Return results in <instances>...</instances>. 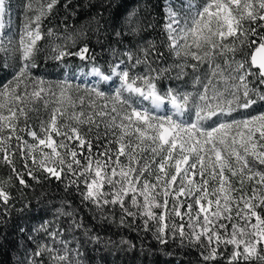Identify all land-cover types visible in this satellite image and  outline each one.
Wrapping results in <instances>:
<instances>
[{
    "label": "snow or ice",
    "instance_id": "snow-or-ice-1",
    "mask_svg": "<svg viewBox=\"0 0 264 264\" xmlns=\"http://www.w3.org/2000/svg\"><path fill=\"white\" fill-rule=\"evenodd\" d=\"M70 4L25 0L12 33L5 18L13 4L0 0V71L9 60L16 65L0 82V168L8 170L0 175V223L31 207L26 190L55 180L91 205L98 224L151 233L162 248L194 247L200 264H264V0H185L179 10L167 3L164 47L174 63L161 66L164 52L140 40L119 54L112 49L107 69L78 44L82 31L45 30L57 6ZM144 29L133 9L114 35L124 43ZM53 37L57 67L91 64L84 75L95 84L33 72L41 42ZM57 212L70 218L69 228L42 223L35 231L48 239L29 251L27 264H84L65 231L113 243L70 201ZM119 244L136 248L130 239Z\"/></svg>",
    "mask_w": 264,
    "mask_h": 264
},
{
    "label": "trees",
    "instance_id": "trees-1",
    "mask_svg": "<svg viewBox=\"0 0 264 264\" xmlns=\"http://www.w3.org/2000/svg\"><path fill=\"white\" fill-rule=\"evenodd\" d=\"M11 2L13 7L17 6L18 10H21L25 0H11ZM63 3L64 0H61V4ZM167 3L168 0H71L68 9L57 6L50 22L45 21V30L53 28L55 32L63 35L82 31L85 35L79 38L78 44L87 43L95 54L96 65L104 69H107L108 64L113 60L112 49H116L119 54L126 48L134 47L140 40L145 42V46L147 41L155 42L164 52L161 66L171 65L174 60L164 47L166 36L162 29L163 8ZM133 9H138L144 18L145 29L141 36L135 38L126 36L124 43H117L114 32L121 29L125 16ZM149 24L153 26L148 27ZM56 42L55 37L47 42H41L44 47L37 58L40 67L33 69V72L49 81H56L62 80L65 76L71 77L90 71L91 64L83 66L84 62L78 59L71 60L69 68L57 67L56 62L50 59V56L54 55L51 48ZM14 71L15 69L10 65L6 71H0V82L11 79ZM171 75H174V71ZM180 83L182 81H162L165 86L168 84L175 86ZM101 87L108 86L102 83ZM7 173V169L0 168V175ZM26 191L31 207L23 212L14 210L6 223H0V264H27L29 251L36 247V243H43L48 239L43 233L35 231L45 221L58 222L62 229H68L70 218L58 217L57 212L62 206V201L65 200L71 202L77 216H83L85 222L94 232H98L105 242L108 240L113 242L94 244L89 242L80 230L65 231L64 239L69 241L70 250L79 243L84 264H200L199 253L194 247L181 248L176 243H170L162 248L152 238L151 233L138 234L121 228L118 224H98L92 219L91 205L82 203L74 190L65 192L63 186L55 180L34 185V190ZM19 207L20 205L17 204V208ZM64 207L67 208V205ZM29 237L34 239L30 240ZM122 238L132 240L136 248L129 249L126 245H120L119 241ZM56 247L62 246L58 244ZM166 252L174 255L169 256Z\"/></svg>",
    "mask_w": 264,
    "mask_h": 264
},
{
    "label": "rangeland",
    "instance_id": "rangeland-1",
    "mask_svg": "<svg viewBox=\"0 0 264 264\" xmlns=\"http://www.w3.org/2000/svg\"><path fill=\"white\" fill-rule=\"evenodd\" d=\"M184 2H185V0H168V3H170L177 10L180 9V5ZM22 14H23V8L21 10H18L17 6H14L11 8L9 16H6V18H5L6 23H10L12 33H15L16 30L18 29V27L20 26ZM9 17H10V19H9ZM9 65L12 66L14 69H16V65L12 60H9ZM74 77L76 78L73 80L74 83H80L81 81L88 82L89 84H95L96 83L95 77H92L90 75H84V74H76V75L71 76V77L65 76L63 79H73ZM101 85H102V83L99 86L101 87ZM107 88H102V89H107ZM41 114H43V111L41 112ZM36 123H38V121L33 120V124H36ZM57 248L62 249V247H57Z\"/></svg>",
    "mask_w": 264,
    "mask_h": 264
}]
</instances>
